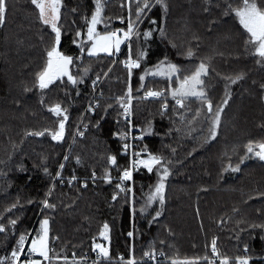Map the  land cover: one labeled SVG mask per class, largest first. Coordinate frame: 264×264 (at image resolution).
<instances>
[{"label": "trees", "instance_id": "16d2710c", "mask_svg": "<svg viewBox=\"0 0 264 264\" xmlns=\"http://www.w3.org/2000/svg\"><path fill=\"white\" fill-rule=\"evenodd\" d=\"M6 2V19L0 25V224L7 231L0 233V258L8 256L6 264H10L19 236L26 233L33 238L47 218L49 247L54 257L60 256L58 264H64L65 256L69 262L76 259L92 264L93 245L106 246L107 242L111 264H119L120 256L127 260L133 254L139 264H149L144 254L150 249L164 254L166 261L160 264L177 258L206 264L204 256L216 259L211 254L213 239L231 264H236L237 257H247L249 264H264V162L248 154L245 147L249 142H264V61L257 62L253 45L246 43L248 34L234 14H224L229 3L236 7L241 0H166L167 13L159 5L147 11L137 27L139 38L135 36L131 42L133 59L141 50L147 56L139 69H133L130 81L124 66L129 50L123 49L119 56L90 57L86 51L81 54L77 46L81 39L86 41V18L94 13L96 0H63L60 49L74 58L71 72L83 78V83L73 85L64 78L44 91L37 86V73L46 64V49L53 44L54 33L40 21L31 0ZM103 3L100 31H126L127 0ZM78 31L84 36L78 37ZM148 31L153 35L144 39ZM87 46L85 43V49ZM189 50L194 53L191 58ZM162 62L178 65L185 75L201 62L207 64L204 88L214 111L225 99V86L230 84L227 78L242 75L228 88L231 99L215 141L204 143L201 139L208 134V123L198 100L186 101L185 109H180L170 95L169 81L159 76L140 80L146 70ZM129 83L131 124L118 99L127 100ZM165 89L166 112L163 97L143 99L148 90ZM56 103L67 109L69 116L64 139L54 141L47 133L43 137L28 135L58 128L59 118L48 111ZM90 105L93 111L88 110ZM80 125L87 129L83 136L76 135ZM131 128L143 134L141 158H147L148 152L160 155L171 172L159 217L155 215L160 211L159 201L144 213L140 211L158 182L159 166L151 173L139 167L133 183L124 184L131 189L127 194L115 187L122 183L119 177L130 163L120 136ZM223 139L230 143L225 151H221ZM112 155L117 158L116 165L109 160ZM246 155L249 158L240 163ZM65 156L69 157L66 161ZM229 163L233 167L239 164L241 171H226ZM106 173L111 174V183L104 179ZM114 194H118L115 201ZM45 199L55 208H44L41 202ZM12 219L17 220L14 230ZM105 223L110 229L107 241L101 236Z\"/></svg>", "mask_w": 264, "mask_h": 264}, {"label": "snow or ice", "instance_id": "6c2138e0", "mask_svg": "<svg viewBox=\"0 0 264 264\" xmlns=\"http://www.w3.org/2000/svg\"><path fill=\"white\" fill-rule=\"evenodd\" d=\"M31 3L38 9V15L40 21L51 28V32L54 33L53 44L50 48L46 49V64L44 68L37 73V86L41 91L48 89L51 85L55 84L57 81H63L64 78H67V81L71 84L76 85L78 83H83V78H78L74 76L71 72V66L73 65L74 58L71 55H65L61 51V38L62 32L60 27L61 20V9L63 7V0H31ZM128 3V25L127 31L124 30H105L103 32L98 31V25L104 23V3L103 0H96L95 11L92 14L90 19L86 18L87 22V32H86V41L81 39L80 43L77 45L80 47L81 54L85 51L90 57L98 56L101 53H105L109 56L115 55L120 52L121 45L125 42H129V56L128 59L124 62L125 67L128 70L129 81L132 76L133 69H139L141 67V61L146 58L147 52L141 50L138 53L137 58L133 59L131 56V44L133 36L139 38V32L136 25L142 22V19L146 16V12L151 10L156 5H159L160 8L167 13L168 3L166 0H127ZM135 3V21L132 19L133 11L132 4ZM8 11V6L6 0H0V25H3L6 19V14ZM225 15L234 14V17L239 20V24L243 27L245 32L248 34V40L246 43L253 45V54L259 57L257 62L264 61V0H241V3L233 7L231 3L227 5V11ZM153 24H156L157 21L153 20ZM108 26L105 24V29ZM161 37L165 35L164 30L159 29ZM122 33V34H121ZM78 37H83L84 33L77 32ZM153 33L148 31L143 34L144 39L152 37ZM76 43V41H73ZM87 43V48L85 49L84 45ZM194 53L189 50L187 56L191 58ZM209 66L204 62H201L194 71L189 74H182L181 68L173 63H164L158 64L154 69H148L144 72V75L140 76V80L143 81L145 77H162L165 80L169 81L170 86V95L175 101L180 109H185V102H191L193 99L198 100L203 106L201 111H206L204 119L208 123L207 136L202 137L204 143H210L217 139L219 135V130L221 126L222 114L225 107L227 106L228 100L231 99V93L228 91L230 84H235L238 80L242 79L241 76L237 77H228L230 84L225 86V99L223 103L213 110V103L208 97L207 92L204 88L205 80L204 77L208 76ZM87 74V69H85V75ZM178 86H172V85ZM168 89L163 91L157 90H148L145 93L143 98H161L162 100V109L163 111L168 110L167 96L165 92ZM127 100L124 97H120L119 103L120 107L123 108V115L126 120L132 115V88L129 83L127 89ZM99 107V104L96 105ZM111 107V105H109ZM89 111H93L92 106H89ZM48 111L53 113L58 120V128L51 129L45 128L40 131L29 132L28 135L31 136H40L43 137L46 133L51 136L52 140L60 142L65 137L66 132V123L69 119L67 109L63 108L61 104L56 103L54 106L48 108ZM200 116V112L196 113V117ZM180 119L183 120L184 116L181 115ZM130 123V121H129ZM99 125H97L98 127ZM178 130V129H177ZM151 126L147 129V133L151 134ZM79 135L83 136V132H79ZM120 138L122 140L127 139V133L121 134ZM143 139V134L139 137ZM129 145L124 144V148L127 150ZM247 153L257 157L259 160L264 161V142L253 143L249 142L245 145ZM174 151V150H173ZM135 156H142L143 153H134ZM68 156L64 157V160H68ZM249 156H243L240 163H243L244 160L248 159ZM109 160L112 165L117 164V158L115 155L109 157ZM79 163V160H77ZM171 163V161H168ZM159 166V179L157 184L154 187V191H151L148 195L144 207L140 209L141 213H144L148 207H150L155 202L159 201L160 211L156 212V217H159L163 211L165 204V191H166V181L171 175V172L167 166H165L164 158L160 155L152 154L151 152L147 153V158L133 159L131 161V166L123 169L122 175L119 177L120 181H131L133 179V170L143 167L147 169L149 173L153 171L154 168ZM60 170H63L64 165L59 166ZM226 171L230 170L231 172H240V166L237 164L235 167L231 163L228 164ZM45 172L47 169L45 168ZM59 176V173H57ZM75 179V177H73ZM93 179H95V173H93ZM104 179L108 182H112V177L110 173H106ZM85 183L84 187H87ZM119 189L120 193L127 194L130 189L126 188L123 183H117L115 186ZM49 193L48 195H50ZM113 201L118 199V194H114L112 197ZM43 207L46 209H54L55 205L51 204L48 199H45L41 202ZM134 204V200H133ZM15 207V205H13ZM11 209H9L10 211ZM133 212L135 208L133 207ZM3 219V217H0ZM49 220L47 218L43 219L40 224V231L29 241L28 234H21L16 243V247L11 250L10 264H53L55 260L58 264L60 261V256L52 255L53 250L49 247ZM12 229L14 230L17 224L16 219L10 221ZM7 229L4 224H0V233L6 232ZM109 225L107 223L103 226V231L101 236L104 240H109ZM129 236H132V232L128 233ZM29 255L22 261L21 257L25 256V250ZM246 250V249H245ZM93 251L97 253V258L93 261V264H101L102 261H109L111 264V253L108 247L104 244L95 243L93 245ZM211 254L216 259H210L209 256H204L202 259L206 264H231L230 258L227 256H221L217 248V241L215 239L211 242ZM74 255V254H73ZM144 255H146L150 260L156 259V253L154 250H149ZM161 256L164 254L161 253ZM35 257V258H34ZM64 264H82L81 261L73 259L69 262L68 257L63 258ZM9 261V257L5 256L0 258V264H6ZM119 264H139L136 260L135 255L133 254L131 258L125 259L123 256L119 257ZM170 264H199V259H172ZM236 264H249V259L247 257H237Z\"/></svg>", "mask_w": 264, "mask_h": 264}, {"label": "built area", "instance_id": "2783aa9c", "mask_svg": "<svg viewBox=\"0 0 264 264\" xmlns=\"http://www.w3.org/2000/svg\"><path fill=\"white\" fill-rule=\"evenodd\" d=\"M119 24L121 25V26H123V25H125V23L123 22V21H120L119 22ZM127 31V30H126ZM135 36H133V38H134ZM133 38H132V40H133ZM132 42V41H131ZM131 42H130V44H131ZM126 50H129V42H126L125 43V45H124V51H126ZM120 58V57H119ZM124 66H125V63H124ZM126 68V67H125ZM99 87H100V85L97 87V92H98V90H99ZM145 96V95H144ZM144 100H146V101H157V100H159V99H157V98H151V97H149V98H143ZM91 102H92V100H91ZM131 112H132V115L128 118V120H126L128 123H129V121H130V124L133 122V107L131 108ZM125 118V117H124ZM79 132H83V135H84V133H86L87 132V129L85 128V127H81V125L79 126V129H78V132H77V134L76 135H79ZM123 133H125V132H123ZM122 133V134H123ZM127 133V139L126 140H122L121 138H120V140L122 141V143H123V148H124V144L125 143H127L128 145H129V147H128V149L126 150L125 148H124V153L125 154H127V156L129 157V160H130V163H129V166L128 167H130L131 166V161L133 160V159H139V158H141V156H135L134 155V153H140L139 152V144H140V141L142 140V139H139V137L141 136V135H139V134H137V133H135L134 131H133V129H131L130 131H127L126 132ZM81 136V135H80ZM127 167V168H128ZM137 169H134L133 170V177H134V174H135V171H136ZM123 184H125L126 185V183H133V179L131 180V181H121ZM131 190V189H130ZM28 256V255H27ZM27 256H24V257H21V260H24ZM35 258V257H34ZM96 258H97V253L95 252V251H93L92 250V259H90L89 261L93 264V261H95L96 260ZM163 260V256H161L160 254H156V259L155 260H150L148 257H146V259H145V262H147V263H149V264H158V263H160L161 261Z\"/></svg>", "mask_w": 264, "mask_h": 264}, {"label": "rangeland", "instance_id": "374dc122", "mask_svg": "<svg viewBox=\"0 0 264 264\" xmlns=\"http://www.w3.org/2000/svg\"><path fill=\"white\" fill-rule=\"evenodd\" d=\"M134 7H135V6H134ZM154 8H155V7H153L151 10H153ZM133 12H134V11H133ZM145 18H146V16H145L143 19H145ZM132 19H133V21H135V14L132 15ZM143 19H142V20H143ZM139 25H141V22L138 23V24L136 25V27H138ZM103 26H104V24H103ZM137 29H138V28H137ZM102 32H103V31H102ZM121 34H122V33H121ZM125 43H126V42H125ZM124 45H125V44H122V45H121V49H120V52H119V53H117V54H115V55H112V56H119V54H121V52H122L123 49H124ZM99 55H107V54H105V53H101V54H99ZM108 56H109V55H108ZM147 77H148V78H147ZM147 77H146V78H147L148 80H149V78H154V77H152V76H147ZM65 78H66V77H65ZM204 80H206L205 77H204ZM221 143H223V144H221V151H222V149H223V151H225L226 147H229V144H230V143L225 144V139H223ZM232 146H233V145L231 144L230 147H232ZM39 231H40V229H39ZM39 231H38V232H39ZM38 232H37V233H38ZM37 233H35V235H36ZM32 234H33V233H32ZM35 235H34V236H35ZM32 236H33V235H31V236L29 237L30 240H31ZM30 240H29V241H30ZM106 241H107V240H106ZM108 244H109V243L107 242V243H106V247H108ZM25 251H26V250H25ZM28 255H29V253H28ZM22 261H23V260H22ZM164 261H166V260L163 259L160 263H162V262H164ZM160 263H158V264H160Z\"/></svg>", "mask_w": 264, "mask_h": 264}, {"label": "water", "instance_id": "95a60500", "mask_svg": "<svg viewBox=\"0 0 264 264\" xmlns=\"http://www.w3.org/2000/svg\"><path fill=\"white\" fill-rule=\"evenodd\" d=\"M101 25H102V24L98 25V31H100ZM86 32H87V29H86ZM263 162H264V161H263ZM29 240H30V239H29ZM26 249H27V248H26Z\"/></svg>", "mask_w": 264, "mask_h": 264}, {"label": "bare ground", "instance_id": "6f19581e", "mask_svg": "<svg viewBox=\"0 0 264 264\" xmlns=\"http://www.w3.org/2000/svg\"><path fill=\"white\" fill-rule=\"evenodd\" d=\"M132 129V128H131ZM141 135V134H140ZM141 152V151H140Z\"/></svg>", "mask_w": 264, "mask_h": 264}]
</instances>
